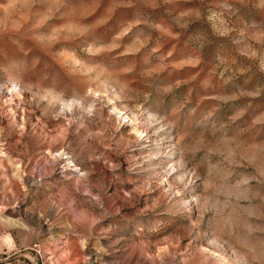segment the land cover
<instances>
[{
    "label": "rangeland",
    "instance_id": "obj_1",
    "mask_svg": "<svg viewBox=\"0 0 264 264\" xmlns=\"http://www.w3.org/2000/svg\"><path fill=\"white\" fill-rule=\"evenodd\" d=\"M0 264H264V0H0Z\"/></svg>",
    "mask_w": 264,
    "mask_h": 264
}]
</instances>
